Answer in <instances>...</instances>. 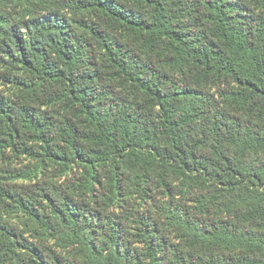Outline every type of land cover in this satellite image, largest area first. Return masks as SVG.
<instances>
[{"label":"trees","instance_id":"trees-1","mask_svg":"<svg viewBox=\"0 0 264 264\" xmlns=\"http://www.w3.org/2000/svg\"><path fill=\"white\" fill-rule=\"evenodd\" d=\"M0 264H264V0H0Z\"/></svg>","mask_w":264,"mask_h":264}]
</instances>
